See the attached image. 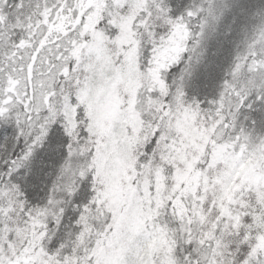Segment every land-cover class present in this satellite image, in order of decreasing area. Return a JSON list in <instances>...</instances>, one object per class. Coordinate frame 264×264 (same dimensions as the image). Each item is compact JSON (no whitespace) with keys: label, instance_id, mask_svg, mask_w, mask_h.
I'll return each mask as SVG.
<instances>
[{"label":"snow or ice","instance_id":"6c2138e0","mask_svg":"<svg viewBox=\"0 0 264 264\" xmlns=\"http://www.w3.org/2000/svg\"><path fill=\"white\" fill-rule=\"evenodd\" d=\"M0 264H264V0H0Z\"/></svg>","mask_w":264,"mask_h":264}]
</instances>
